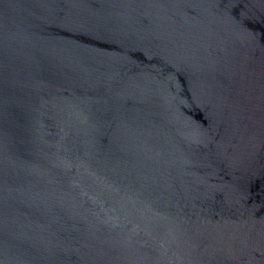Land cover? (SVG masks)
<instances>
[{
  "label": "water",
  "instance_id": "1",
  "mask_svg": "<svg viewBox=\"0 0 264 264\" xmlns=\"http://www.w3.org/2000/svg\"><path fill=\"white\" fill-rule=\"evenodd\" d=\"M0 264H264V0H0Z\"/></svg>",
  "mask_w": 264,
  "mask_h": 264
}]
</instances>
